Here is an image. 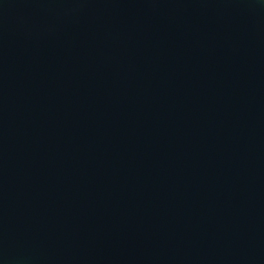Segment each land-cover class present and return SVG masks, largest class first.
I'll use <instances>...</instances> for the list:
<instances>
[{"label":"water","instance_id":"95a60500","mask_svg":"<svg viewBox=\"0 0 264 264\" xmlns=\"http://www.w3.org/2000/svg\"><path fill=\"white\" fill-rule=\"evenodd\" d=\"M0 264H264V0H0Z\"/></svg>","mask_w":264,"mask_h":264}]
</instances>
